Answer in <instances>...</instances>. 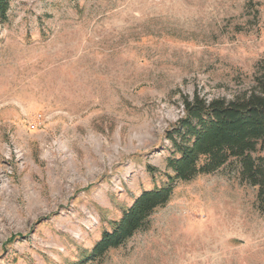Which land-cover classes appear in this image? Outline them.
I'll list each match as a JSON object with an SVG mask.
<instances>
[{
    "label": "rangeland",
    "instance_id": "rangeland-1",
    "mask_svg": "<svg viewBox=\"0 0 264 264\" xmlns=\"http://www.w3.org/2000/svg\"><path fill=\"white\" fill-rule=\"evenodd\" d=\"M262 67L264 0H9L0 264H264V215L234 163L177 183L145 229L84 261L164 182L183 100H232Z\"/></svg>",
    "mask_w": 264,
    "mask_h": 264
},
{
    "label": "trees",
    "instance_id": "trees-1",
    "mask_svg": "<svg viewBox=\"0 0 264 264\" xmlns=\"http://www.w3.org/2000/svg\"><path fill=\"white\" fill-rule=\"evenodd\" d=\"M8 11L9 0H0V23L7 21ZM262 68L252 90L232 100L207 101L198 95L183 100V115L164 133L169 143L164 182L133 199L110 229L101 233L85 262L101 260L145 229L152 214L170 202L177 183L211 175L233 163L238 179L256 189V209L264 215V156L259 155L264 151Z\"/></svg>",
    "mask_w": 264,
    "mask_h": 264
}]
</instances>
